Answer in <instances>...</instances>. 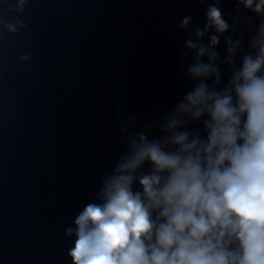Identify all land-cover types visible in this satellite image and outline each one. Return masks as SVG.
<instances>
[{"label": "clouds", "instance_id": "obj_1", "mask_svg": "<svg viewBox=\"0 0 264 264\" xmlns=\"http://www.w3.org/2000/svg\"><path fill=\"white\" fill-rule=\"evenodd\" d=\"M26 2L9 10L23 12ZM221 3L208 4L203 25L180 19L195 83L170 112L137 125L116 106L126 147L65 229L71 264H264V0H235L231 24ZM0 25L12 34L27 27ZM186 58L180 52L181 64Z\"/></svg>", "mask_w": 264, "mask_h": 264}]
</instances>
